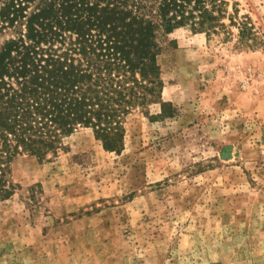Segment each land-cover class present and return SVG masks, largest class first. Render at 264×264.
<instances>
[{
    "label": "rangeland",
    "instance_id": "1",
    "mask_svg": "<svg viewBox=\"0 0 264 264\" xmlns=\"http://www.w3.org/2000/svg\"><path fill=\"white\" fill-rule=\"evenodd\" d=\"M233 1L264 40V0ZM219 40L161 39L171 106L133 110L119 155L78 128L12 161L0 264H264V43Z\"/></svg>",
    "mask_w": 264,
    "mask_h": 264
},
{
    "label": "trees",
    "instance_id": "2",
    "mask_svg": "<svg viewBox=\"0 0 264 264\" xmlns=\"http://www.w3.org/2000/svg\"><path fill=\"white\" fill-rule=\"evenodd\" d=\"M179 28L264 43L233 0H0V199L17 156L56 155L78 128L119 155L133 110L164 115L157 59Z\"/></svg>",
    "mask_w": 264,
    "mask_h": 264
},
{
    "label": "crops",
    "instance_id": "3",
    "mask_svg": "<svg viewBox=\"0 0 264 264\" xmlns=\"http://www.w3.org/2000/svg\"><path fill=\"white\" fill-rule=\"evenodd\" d=\"M263 113H264V112H263ZM263 113H262V115H260V114H259V115H260V117H262V118H264V114H263Z\"/></svg>",
    "mask_w": 264,
    "mask_h": 264
}]
</instances>
